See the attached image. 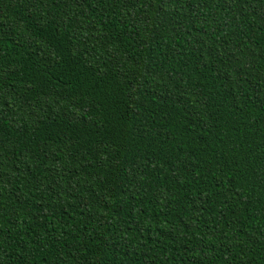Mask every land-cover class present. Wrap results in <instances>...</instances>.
<instances>
[{
  "label": "trees",
  "instance_id": "obj_1",
  "mask_svg": "<svg viewBox=\"0 0 264 264\" xmlns=\"http://www.w3.org/2000/svg\"><path fill=\"white\" fill-rule=\"evenodd\" d=\"M0 264H264V0H0Z\"/></svg>",
  "mask_w": 264,
  "mask_h": 264
}]
</instances>
